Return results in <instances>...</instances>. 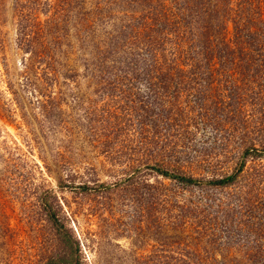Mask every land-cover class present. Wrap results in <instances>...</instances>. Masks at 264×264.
<instances>
[{"label":"rangeland","instance_id":"374dc122","mask_svg":"<svg viewBox=\"0 0 264 264\" xmlns=\"http://www.w3.org/2000/svg\"><path fill=\"white\" fill-rule=\"evenodd\" d=\"M82 1L0 0V264L62 263L50 214L78 241L79 264H191L197 243L213 264L264 251V156L242 158L262 147L254 122L215 128L211 105L205 124L200 93L176 95L192 110L164 107L175 94L150 90L160 84L129 29H115L103 66L76 30Z\"/></svg>","mask_w":264,"mask_h":264},{"label":"trees","instance_id":"16d2710c","mask_svg":"<svg viewBox=\"0 0 264 264\" xmlns=\"http://www.w3.org/2000/svg\"><path fill=\"white\" fill-rule=\"evenodd\" d=\"M120 5L123 7L118 10ZM134 6L144 10L138 12ZM78 7L83 11L76 29L81 42L92 46L97 59L98 54L103 55V66L116 51L115 29H129L137 41L136 49L146 52V77L160 84L151 85L150 90L175 94L174 102L164 101V107L174 108L178 103L192 110L190 100L182 105L176 95L204 94L199 101L204 110L201 119L207 121L206 113L213 105L222 115L209 122L215 128L222 124L235 132L240 121L254 122L262 147L246 148L242 158L250 153L264 156V0H83ZM109 25L113 33L107 29ZM258 108V116L246 111ZM187 121L184 115L183 124ZM243 168L241 162L238 173ZM145 169L184 184L198 183L183 173L170 174L161 166L147 165ZM236 176L214 178L209 183L227 186ZM49 218L64 245L65 260L59 263L58 258H52L46 264H79L78 241L63 232L64 227L55 216L50 214ZM186 253L191 264H205V260L213 264L214 258L204 260V249L198 243ZM228 257L235 258L230 253ZM160 258L168 260L172 256ZM260 258L263 260L258 262ZM236 261L264 264V251L239 252Z\"/></svg>","mask_w":264,"mask_h":264}]
</instances>
